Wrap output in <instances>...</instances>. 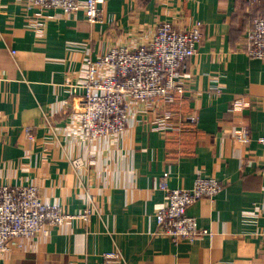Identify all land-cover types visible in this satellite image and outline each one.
Masks as SVG:
<instances>
[{"label": "crops", "instance_id": "0c3cea01", "mask_svg": "<svg viewBox=\"0 0 264 264\" xmlns=\"http://www.w3.org/2000/svg\"><path fill=\"white\" fill-rule=\"evenodd\" d=\"M100 7L102 21L90 23L83 10L39 12L24 0H0V183L35 184L44 202L67 214L77 215L90 197L95 207L87 221L46 225L0 252V264H264L257 140L264 135V60L241 48L264 0H104ZM161 20L202 23V42L179 72L185 90L170 103L172 117L133 107L122 131L86 138V58L149 38ZM240 125L248 144L231 135ZM72 158L81 160L77 170ZM164 172L173 188L191 187L197 175L223 183L213 201L187 208L208 229L193 242L156 232ZM110 252L120 258L106 259Z\"/></svg>", "mask_w": 264, "mask_h": 264}, {"label": "built area", "instance_id": "2783aa9c", "mask_svg": "<svg viewBox=\"0 0 264 264\" xmlns=\"http://www.w3.org/2000/svg\"><path fill=\"white\" fill-rule=\"evenodd\" d=\"M103 1L24 0V3L39 12L58 9L68 14L83 10L87 20L95 23L102 21L100 5ZM256 1L259 0H248L250 4ZM201 26V21L176 25L170 20H161L147 39L115 44L102 54L89 55L80 101L82 134L94 138L122 131L133 107L151 114L163 111L169 120L172 117V112L167 110L170 103L175 95L185 90L179 68L197 52L203 39ZM243 34L241 48L244 53L250 58L264 60V16H256ZM214 92L219 94L221 90L216 87ZM233 106L239 109L241 105ZM196 118V115L188 116L190 122H195ZM44 120L53 128L47 115ZM25 129L32 139V126ZM231 135L243 144L250 142L245 125L232 129ZM257 140L262 145L260 170L264 172V135ZM70 162L76 170L82 164L79 158H72ZM167 179L168 172H164L158 183L166 193V200L155 212L156 232L174 243L193 242L199 235L208 233V229L199 226L196 217L187 213V208L203 197L213 201L223 183L211 175H197L192 186L183 189L170 187ZM94 209L90 197L77 215L67 214L59 206L44 202L35 184L0 183V252L12 245L21 247L23 239L35 237L46 225L60 226L72 216L87 221ZM105 257L109 260L120 258V255L110 252Z\"/></svg>", "mask_w": 264, "mask_h": 264}, {"label": "trees", "instance_id": "16d2710c", "mask_svg": "<svg viewBox=\"0 0 264 264\" xmlns=\"http://www.w3.org/2000/svg\"><path fill=\"white\" fill-rule=\"evenodd\" d=\"M259 1H262V0H259ZM259 1H256L255 3H257V2H259ZM254 3V4H255ZM256 16H264V15H261V14H258V15H256ZM256 16H254L253 18H252V20H251V22L245 27V29L248 27V26H250L251 24H252V21H253V19L256 17ZM244 29V30H245ZM183 66H181L180 68H179V72H180V69L182 68ZM178 95V94H177ZM177 95H175L176 97H177ZM171 109H172V107H171V105L168 107V109L167 110H170L171 111ZM190 115H195V114H190ZM188 120V119H187ZM189 121V120H188ZM189 123H194V122H190L189 121Z\"/></svg>", "mask_w": 264, "mask_h": 264}]
</instances>
